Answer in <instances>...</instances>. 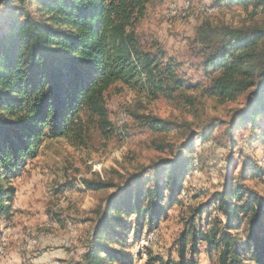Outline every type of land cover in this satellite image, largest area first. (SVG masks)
Instances as JSON below:
<instances>
[{
    "label": "trees",
    "instance_id": "obj_1",
    "mask_svg": "<svg viewBox=\"0 0 264 264\" xmlns=\"http://www.w3.org/2000/svg\"><path fill=\"white\" fill-rule=\"evenodd\" d=\"M148 2L0 0V221L12 218L13 180L26 161L36 157L44 139L79 138L83 116L106 136L116 132L105 101L106 92L115 85L148 100L181 102L195 110L205 100L224 104L244 96V105L233 111L226 126L229 138L222 146L232 154L238 141L234 133L247 125L256 127V137L264 142L259 121L264 116V21L257 20L264 13V0H214L212 5L219 7L239 6L254 22L232 26L208 18L196 27L203 83L183 78L178 62L157 43L151 48L141 45L136 25ZM133 115L151 133L173 130L166 119ZM217 125L210 122L196 142L216 146L212 133ZM154 147L163 150L158 144ZM169 147V158L142 174L121 177L120 183L110 178L83 181L92 192L113 191L86 218L91 226L79 240L84 250L72 264L125 261L130 231L137 243L145 225L146 232L158 227L167 206L186 205L180 197L184 182L193 169H202L204 157L195 150L192 137L175 150ZM247 171L261 175L264 163L247 161L242 173ZM229 177L207 203L191 209L174 240L175 260L153 255L146 246L136 255L144 254L146 264H197L194 255L204 242L208 255L216 254L214 264H264V195ZM198 196L200 192H195L191 198ZM207 207L223 220L216 214L206 231L196 220ZM131 216L133 226L128 222Z\"/></svg>",
    "mask_w": 264,
    "mask_h": 264
},
{
    "label": "rangeland",
    "instance_id": "obj_2",
    "mask_svg": "<svg viewBox=\"0 0 264 264\" xmlns=\"http://www.w3.org/2000/svg\"><path fill=\"white\" fill-rule=\"evenodd\" d=\"M181 1L149 0L143 17L136 25L137 36L143 47L151 48L157 43L168 56H172L178 62L183 78L203 83L205 76L200 64L199 44L195 40L196 27L208 18L214 24L232 26L254 21L239 6L219 7L212 5L214 0H189V9L184 15L166 12L168 2L169 6L171 3L176 7V3ZM257 20L258 23L264 21V13L259 14ZM105 101L109 119L116 127L115 133L104 135L89 117L83 116L84 127L79 138L44 139L36 157L27 160L13 180L16 194L9 226L13 233L9 230L3 232L6 239L0 243V264H72L79 260L84 250L79 240L91 226L86 218L91 217V210L113 191L110 188L92 192L85 188L83 181L110 178L120 183L121 177L142 174L161 159L170 157L169 146L175 150L190 137L195 150L197 148L204 159L202 169H193L184 182L186 188L182 189L180 197L186 205L167 206V215L158 227L146 232L145 225L137 243H134V235L130 231L125 244L129 256L125 261L113 264H146L144 254L141 258L136 255L143 246L164 260H175L174 240L192 213L191 209L207 203L210 194L221 189L226 175H231L230 180L239 182L244 188L264 195V173H242L245 162L253 159L263 166L264 142L256 137L258 129L247 125L236 131L234 137L238 141L232 154L222 146L229 138L226 126L233 120V111L244 105V96L224 104L205 100L195 110L181 102H168L161 98L148 100L115 85L106 92ZM120 113H125L123 122L119 121ZM133 113L166 119L172 122L173 130L151 133L139 125ZM259 121L264 128V116ZM210 122L218 123L212 133L216 146L208 141L200 145L196 140L200 138L201 131L208 129ZM154 144L162 146L163 150H157ZM193 157H196L195 153ZM195 192H200V196L193 199L191 196ZM165 196H169L166 191ZM216 214L207 207L201 219L196 220L197 226L207 231L212 227ZM217 215L223 220L220 214ZM134 221L135 217L131 216L128 222L133 226ZM13 234L16 235L13 240L22 245V249L8 241ZM199 244L198 253L194 255L197 264H214L215 252L209 256L206 244Z\"/></svg>",
    "mask_w": 264,
    "mask_h": 264
},
{
    "label": "crops",
    "instance_id": "obj_3",
    "mask_svg": "<svg viewBox=\"0 0 264 264\" xmlns=\"http://www.w3.org/2000/svg\"><path fill=\"white\" fill-rule=\"evenodd\" d=\"M11 219L12 218H10L9 220H2V222L0 221V227H1V229H2V234H1V237H0V243H2V241H5V239L6 238H3V232L4 233H6L8 230H9V232L12 230L13 231V229H10V224H11ZM10 233H13V232H10ZM16 235H12V237H10V238H8V241L10 240V243L14 246V244L15 245H17V248H19V249H22V245H20V244H16V241L15 240H13V238L15 237ZM19 237H21V235H19ZM18 237V238H19ZM16 238V237H15ZM20 241V240H19ZM14 243V244H13ZM20 243V242H19ZM13 246H11V247H13ZM14 248V247H13ZM12 249V248H11Z\"/></svg>",
    "mask_w": 264,
    "mask_h": 264
},
{
    "label": "bare ground",
    "instance_id": "obj_4",
    "mask_svg": "<svg viewBox=\"0 0 264 264\" xmlns=\"http://www.w3.org/2000/svg\"><path fill=\"white\" fill-rule=\"evenodd\" d=\"M169 7H174V6L170 3V6ZM188 7H189V2L188 3H185V5L183 6V9L182 10H177V12H173L172 14H181V15H184L187 12V10L189 9ZM205 9L207 11H209V8L208 7H206ZM118 117L120 119L119 121L123 122L125 120V113H120ZM145 242H147V241H145ZM145 242L142 244V246L145 244Z\"/></svg>",
    "mask_w": 264,
    "mask_h": 264
},
{
    "label": "built area",
    "instance_id": "obj_5",
    "mask_svg": "<svg viewBox=\"0 0 264 264\" xmlns=\"http://www.w3.org/2000/svg\"><path fill=\"white\" fill-rule=\"evenodd\" d=\"M189 0H182L179 4L176 3V7H169V2L167 3L166 12H170V15L173 12H177V10H182L185 3H188ZM153 234L150 235V238H152Z\"/></svg>",
    "mask_w": 264,
    "mask_h": 264
}]
</instances>
